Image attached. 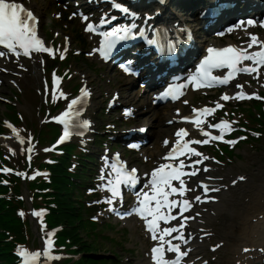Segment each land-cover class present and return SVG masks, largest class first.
I'll use <instances>...</instances> for the list:
<instances>
[{"label":"snow or ice","instance_id":"6c2138e0","mask_svg":"<svg viewBox=\"0 0 264 264\" xmlns=\"http://www.w3.org/2000/svg\"><path fill=\"white\" fill-rule=\"evenodd\" d=\"M107 2L112 4V7L119 12L124 14L129 13V9L124 7L119 0H107ZM159 3L164 4L166 0H159ZM85 20L88 18L85 16ZM114 19V17H113ZM102 22H106L102 19ZM37 18L33 15L30 10H26L24 6L20 3L14 2V0H0V46L5 47L9 52L20 56H30L32 52L37 53H49L53 54V49L46 47L44 42L37 36L36 30ZM244 22L233 27H240ZM254 22L252 20L247 21L248 25H252ZM134 27V25H133ZM87 31H95V26L91 23L87 25ZM232 28L229 29L231 31ZM117 31L127 32V29H114L111 32H102L100 35L104 37L101 40L99 51L105 58L108 57L110 51L115 47L114 39L117 36ZM254 46H258V50L249 51L253 49ZM209 55H207L199 67L196 70V75L189 77L190 81H197L196 86H201L204 84H211L216 82L219 84L226 85L232 80L237 73H246L252 75L256 73L257 76L260 74V70L264 67V41H261L257 36L250 35V40L245 48L229 46L222 49L209 48ZM5 55L3 51H0V56ZM61 58H63V53H61ZM250 61V64L245 65L243 62ZM124 67L125 71L131 72L132 69L128 66ZM227 68V74L223 76L212 75L213 69ZM56 77L53 76V83L55 84ZM238 88H242V85H237ZM171 93L172 99H177V95L172 89H169L163 93L164 96H168ZM63 95V94H61ZM90 93L86 88L81 89V95L76 99L71 100L67 106V110L63 112L59 117H56L64 125V133L60 137L59 142H63L65 139L70 137L73 133L71 129L73 127L79 126L86 128L89 125V121H79L81 114V109L76 106L81 104L83 98L89 96ZM246 97V93L243 91L237 94V98L243 99ZM55 92H53V99H55ZM227 94L221 96L222 100H228ZM259 98V97H258ZM219 103L216 104V108H220ZM193 113H211L214 109L201 108L193 109ZM127 114H131L129 110ZM73 118H76L75 120ZM184 121H191L195 127H197L201 134L208 135L204 132L201 127L202 121L199 119H194L193 117H181ZM209 127L220 129V135L211 136L213 140L222 139L225 130H231L228 122L221 121L215 125H209ZM15 132L16 129H13ZM82 134V133H81ZM188 135V131L181 127L179 128L175 136L177 137L175 143L171 146V150L163 158L168 163L161 164L159 167L154 169L151 173V179L146 187L151 188V195L147 192L137 193V206L128 212L126 215H132L133 213L138 214L145 222L146 230L151 234L153 240H159L160 244L152 248V260L154 264H180L182 257L187 255V252L182 251L180 244H173L171 240L166 239V237L171 236L172 233H177L176 236L172 237L177 241L184 240L183 233L180 232L185 226V221L191 217H184L182 214L190 207L189 201L187 199H169L173 194H179V197L183 198L185 192L188 190L186 187V181L182 177L184 176H195L197 171H191L190 173L185 172V168H191L193 164H200L201 160L197 159L191 161V163L186 164L185 160L178 159L180 156H185L186 159H190L192 156L201 157L202 159H208L206 156H202V153L196 151L194 147H190L193 144H203L208 143V140L200 139H190L184 140L183 137ZM18 139L22 138L18 137ZM228 143H235V141H227ZM169 142L165 141L167 145ZM135 147V145H133ZM31 151V148H29ZM47 151V149H46ZM174 161H178L173 163ZM112 173L115 174L116 179H108L107 182L99 187L103 190L110 191L111 196L107 197L105 202L110 206L114 204V200L122 196L120 191V185H125L130 188H135L139 183V177L137 176V169L126 170L123 167H118L116 164L111 165ZM8 171V169H5ZM204 171H207L205 168ZM101 179H105L101 176ZM178 182V186H174L173 182ZM235 183V181H233ZM205 191L208 190L207 186H203ZM143 196V199H140ZM197 201L200 200L199 196H196ZM154 202V203H153ZM173 208H179V213L182 218L179 220L178 224L175 226H167L161 229L160 222L163 221L168 224L169 221L176 220V215L172 214ZM162 209H167V212L162 211ZM111 211L116 212V208L113 206L110 208ZM119 214V213H118ZM52 234L48 233L50 237ZM50 240L45 241V246L43 248V256L48 259H58L50 254L49 244ZM184 243H187L184 240ZM165 245H167L165 249ZM219 245H217L218 247ZM248 251V249H244ZM165 252L174 253V259H168L165 256ZM22 258V264H34L36 259L41 256L40 252H27L21 250L19 252Z\"/></svg>","mask_w":264,"mask_h":264},{"label":"rangeland","instance_id":"374dc122","mask_svg":"<svg viewBox=\"0 0 264 264\" xmlns=\"http://www.w3.org/2000/svg\"><path fill=\"white\" fill-rule=\"evenodd\" d=\"M24 70L26 73L22 71H13L12 73V79L16 81V83L19 85L16 90H13L11 87L8 88L7 86L4 85V92L0 94V99H2V102L0 103V113H2L4 102L10 99L12 94H16L18 98V105H16V111L15 113L18 114L19 118L22 116L24 119V122L26 124V127L28 129H31V131L38 125L37 123V108H36V103L38 102L39 98L36 94V87H33L34 81L31 79V76H27L28 74L31 75L32 71L29 68H26L24 66ZM29 70V71H28ZM11 78V77H10ZM97 83V88L99 86H102V81L95 79ZM29 107L30 110H27L26 112L23 110V108ZM21 115V116H20ZM0 122H1V117H0ZM29 130H26L28 132ZM10 152H13V150L10 149ZM261 153H257L255 156H247L244 160V166L238 167L237 171L238 172H245L249 173L252 171V180L255 182H260L263 179L264 175V154H262L260 157L259 156ZM259 172V173H258ZM246 190L243 188H240L238 190L232 191V196L231 198L234 199V203L231 205V207L235 208L237 204H239V207L247 201L246 195ZM230 205V204H228ZM233 216L231 213L225 214L224 212H221L216 219V222H212L213 224V230L215 231L216 235L221 237L223 233L226 231V228L231 224ZM83 234V235H82ZM132 235L135 238V242L137 243L138 246L136 247L137 252L135 254H127V258L125 260H145L144 257V251L141 249L139 243L137 242V238L132 232ZM81 236L84 238V240H87L88 242L91 243V246L94 248L92 252L96 255H100L103 253H107L108 251H111L112 247L115 245L110 244L107 240L97 238L94 240V237L91 236L90 234L87 235L84 230L81 231ZM91 238V239H90ZM135 247V245L131 244V241L128 240L124 242L122 241V245L119 248V256L124 257L125 255L122 254L125 249H128V247ZM117 249V248H116ZM116 255V254H115ZM223 254H219L218 258H222ZM216 258L214 255L213 260Z\"/></svg>","mask_w":264,"mask_h":264},{"label":"bare ground","instance_id":"6f19581e","mask_svg":"<svg viewBox=\"0 0 264 264\" xmlns=\"http://www.w3.org/2000/svg\"><path fill=\"white\" fill-rule=\"evenodd\" d=\"M172 6L174 5L170 4L168 7ZM177 20V17L174 18V21ZM188 98L189 95H186L185 99ZM13 138L18 140L16 134H14ZM199 178L207 186L208 190H211L213 185H211L208 178L205 176ZM186 187L188 190L182 199H187V192H193L196 193V196L202 198L205 203L209 204L210 213L214 211H217L218 214L221 211L225 214L233 212L231 207L224 205V202L230 196L229 193L228 196L222 193L221 200H216L209 198L205 190L195 188L190 182H186ZM246 195L250 196V199L249 202H245L236 214V232L218 241L221 250L230 255L225 264H264V184H258L256 188L253 187L251 192ZM191 202L195 203L194 200ZM226 231H229V229H226ZM244 249H248V251L245 252Z\"/></svg>","mask_w":264,"mask_h":264},{"label":"trees","instance_id":"16d2710c","mask_svg":"<svg viewBox=\"0 0 264 264\" xmlns=\"http://www.w3.org/2000/svg\"><path fill=\"white\" fill-rule=\"evenodd\" d=\"M69 217H70V216L66 217L65 219H67V218L69 219ZM72 238H73L75 241L80 242V239L77 238L76 231H73V232H72Z\"/></svg>","mask_w":264,"mask_h":264}]
</instances>
